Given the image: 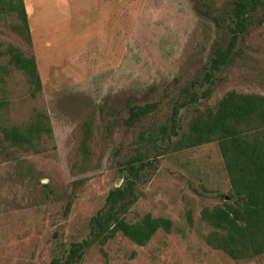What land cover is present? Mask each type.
Wrapping results in <instances>:
<instances>
[{"label":"rangeland","instance_id":"obj_1","mask_svg":"<svg viewBox=\"0 0 264 264\" xmlns=\"http://www.w3.org/2000/svg\"><path fill=\"white\" fill-rule=\"evenodd\" d=\"M25 4L32 43L0 19V64L7 70L0 68V120L26 121L33 109H44L54 139L40 153L0 145V264H52L73 242L88 238L91 217L108 192L126 182L124 162L139 155L147 170L127 219L146 213L169 217L172 231L159 229L145 245L118 233L88 247L80 264L264 263V254L238 260L205 240L210 226L202 209L232 193L218 141L169 149L170 137L175 139L173 105L183 89L211 92L181 108L182 131L197 107L214 106L228 90L264 94V9L239 39L233 62L208 81L214 49L230 39L233 0ZM9 44L35 54L43 86L36 95L24 71L9 63ZM151 101L160 103L158 112L132 127L115 125L131 105ZM88 120L94 132L92 153L85 158L81 145Z\"/></svg>","mask_w":264,"mask_h":264},{"label":"trees","instance_id":"obj_2","mask_svg":"<svg viewBox=\"0 0 264 264\" xmlns=\"http://www.w3.org/2000/svg\"><path fill=\"white\" fill-rule=\"evenodd\" d=\"M264 9V0H233L230 39L226 47L217 46L206 71V80L234 60L237 43L253 17ZM264 13V12H263ZM8 17L11 21L8 22ZM0 19L27 42L32 43L29 15L25 0H0ZM9 63L24 71L31 85L32 94L42 90V78L35 54H27L21 47L9 44ZM0 68H5L0 64ZM181 97L173 105L171 133L175 139L169 142L170 150H180L217 140L228 171L231 190L230 199L215 206H205L201 217L210 226L205 234L208 245L225 251L234 259H251L264 254V94L225 92L214 106L197 107L189 119L187 129L179 125L181 108L193 105L200 97L210 95L208 87L201 95L190 88L183 89ZM4 101L0 100V105ZM160 110L158 101L133 104L122 122L132 127L151 113ZM1 117V116H0ZM114 125V126H115ZM84 139L81 150L85 158L92 153L94 125L84 122ZM165 131V130H164ZM145 137V133H141ZM54 139V129L49 113L41 108L33 109L26 121L7 123L0 120V145L27 153H40L48 149ZM139 162V164H137ZM124 164L129 174L126 182L112 188L99 209L90 220V235L73 242L67 253L54 258L52 264H80L86 250L94 243L105 244L118 233L139 245L147 244L159 229L172 231L174 222L165 216L146 213L136 221L127 219V213L138 199L137 186L145 171L144 157L131 156ZM82 180H75L81 185ZM74 196V193L73 195ZM71 203L66 206L69 211ZM190 218V215H189Z\"/></svg>","mask_w":264,"mask_h":264},{"label":"crops","instance_id":"obj_3","mask_svg":"<svg viewBox=\"0 0 264 264\" xmlns=\"http://www.w3.org/2000/svg\"><path fill=\"white\" fill-rule=\"evenodd\" d=\"M254 259H255V258H254ZM254 259H253V260H254ZM256 259H257V258H256ZM251 264H264V263H262V262L259 263V262H257L256 260H254V262H252Z\"/></svg>","mask_w":264,"mask_h":264}]
</instances>
